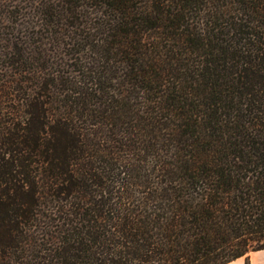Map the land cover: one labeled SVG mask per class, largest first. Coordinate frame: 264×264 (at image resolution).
<instances>
[{"label":"trees","instance_id":"16d2710c","mask_svg":"<svg viewBox=\"0 0 264 264\" xmlns=\"http://www.w3.org/2000/svg\"><path fill=\"white\" fill-rule=\"evenodd\" d=\"M260 249L264 0H0V264Z\"/></svg>","mask_w":264,"mask_h":264},{"label":"crops","instance_id":"0c3cea01","mask_svg":"<svg viewBox=\"0 0 264 264\" xmlns=\"http://www.w3.org/2000/svg\"><path fill=\"white\" fill-rule=\"evenodd\" d=\"M246 258L244 256L237 257L226 264H245ZM248 264H264V249L251 251L247 256Z\"/></svg>","mask_w":264,"mask_h":264}]
</instances>
